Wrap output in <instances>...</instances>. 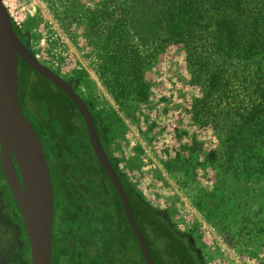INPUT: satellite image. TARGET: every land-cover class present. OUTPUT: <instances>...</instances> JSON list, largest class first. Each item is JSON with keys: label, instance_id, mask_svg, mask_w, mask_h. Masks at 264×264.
I'll use <instances>...</instances> for the list:
<instances>
[{"label": "rangeland", "instance_id": "obj_1", "mask_svg": "<svg viewBox=\"0 0 264 264\" xmlns=\"http://www.w3.org/2000/svg\"><path fill=\"white\" fill-rule=\"evenodd\" d=\"M2 1L27 33L37 60L74 83L101 117L106 147L127 180L188 235L204 263L264 264V169L243 170L239 157L226 160L216 131L194 121L191 101L199 90L190 83L185 52L159 41L155 22L147 20L151 11L132 5L130 39L144 57L143 99L130 77L115 73L107 60L110 44L102 18L113 5L105 0ZM30 77L19 63V88ZM36 82L56 91L41 78ZM122 226L105 239V252L111 253L115 239L135 256Z\"/></svg>", "mask_w": 264, "mask_h": 264}, {"label": "trees", "instance_id": "obj_2", "mask_svg": "<svg viewBox=\"0 0 264 264\" xmlns=\"http://www.w3.org/2000/svg\"><path fill=\"white\" fill-rule=\"evenodd\" d=\"M105 1L113 5L105 10L102 18L107 25L106 40L110 44L107 60L114 66L113 71L126 73L135 92L145 99L146 86L141 81L144 57L130 39V31L135 28L131 26L132 5H143L145 11H151L147 13V20L155 22L159 41L185 52L190 83L197 85L199 90V95L191 101L194 121L216 131L226 160L239 157L243 170H263L264 0ZM12 25L20 41L31 51L27 33L22 32L13 20ZM19 63L32 73L26 80V87L19 88L18 84L21 109L34 126L49 160L59 163L61 172L67 173L70 168L79 166L78 158L88 161L90 155L94 157L85 124L72 101L23 61ZM40 78L56 91L48 92L42 88L43 84H37L36 80ZM69 83L75 90L74 83ZM85 103L102 147L109 155L107 128L101 117ZM214 154L211 153L215 158ZM127 184L128 197L131 203L134 201L136 220H140L139 229L156 264H202L192 244L167 214L153 208L130 182ZM6 191L8 195L4 197L9 196L15 212L11 210L12 222L6 224L7 228L0 222V238L3 241L10 239L13 264H29V247L22 221L7 188ZM138 196L144 201L142 210L137 212V206L141 205L136 201ZM128 234L134 242L135 256L130 250L123 251L113 239L110 254L96 253L90 259H58L55 264H146L130 231Z\"/></svg>", "mask_w": 264, "mask_h": 264}, {"label": "water", "instance_id": "obj_3", "mask_svg": "<svg viewBox=\"0 0 264 264\" xmlns=\"http://www.w3.org/2000/svg\"><path fill=\"white\" fill-rule=\"evenodd\" d=\"M57 86L75 105L85 124L90 146L117 193L129 228L146 264H155L133 218L123 188L99 140L85 101L70 83L40 63L18 38L0 0V163L18 206L30 249V264H51L53 192L40 140L21 109L18 92L19 61ZM16 163L20 183L12 162Z\"/></svg>", "mask_w": 264, "mask_h": 264}, {"label": "flooded vegetation", "instance_id": "obj_4", "mask_svg": "<svg viewBox=\"0 0 264 264\" xmlns=\"http://www.w3.org/2000/svg\"><path fill=\"white\" fill-rule=\"evenodd\" d=\"M40 143L47 163L53 192L52 223L50 229L51 264H55L58 259H72L73 257L90 259L96 255V253H100V255H102L105 253V239L110 235L113 237V233L117 231L119 223L123 224L122 227L127 235H129L128 232L130 231L133 239L135 240L124 215L120 199L103 168L100 164L99 166L97 165L95 154L94 157L90 155L88 161L86 159L78 158V167L75 166L70 168L67 173H62L59 163L49 160L44 152L41 141ZM107 158L123 188L131 208L133 218L139 229L140 220L137 221L135 217L136 212L133 209L134 201L131 203L127 193V182L129 181L119 168L116 159L113 158L110 153L107 155ZM12 162L16 175L20 183L23 185L13 157ZM6 188L13 198L14 205L17 207L18 215L22 221L18 206L6 182L0 163V222H2L5 227L8 222H12L11 210H13V203L9 202V196L7 198L4 197V195H8ZM143 199H139L138 196V199L136 200L141 204L140 206H137V212L142 210ZM7 201L10 203L8 204L9 207L6 204ZM13 211L15 212V210ZM2 223L0 224L2 225ZM22 225L25 231L23 221ZM10 230L11 226L8 229V233ZM182 234L185 235V237L192 244L188 235L184 233ZM25 236L27 238L26 231ZM112 237L110 240H112ZM191 247L195 250V254L198 259H200L202 264H205L199 252L200 250H198L193 244ZM11 252L10 239L3 241V239L0 238V264H13L10 257L14 254V252ZM154 263L156 264L155 261Z\"/></svg>", "mask_w": 264, "mask_h": 264}]
</instances>
